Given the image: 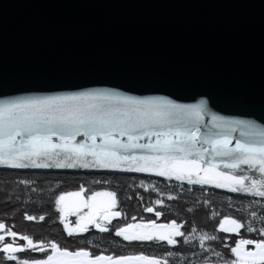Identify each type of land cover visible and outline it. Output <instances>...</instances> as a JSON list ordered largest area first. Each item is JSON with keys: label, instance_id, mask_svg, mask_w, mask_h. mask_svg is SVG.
<instances>
[{"label": "snow or ice", "instance_id": "6c2138e0", "mask_svg": "<svg viewBox=\"0 0 264 264\" xmlns=\"http://www.w3.org/2000/svg\"><path fill=\"white\" fill-rule=\"evenodd\" d=\"M205 116L211 117L210 124L204 123ZM237 131L239 138L233 145L232 134ZM0 166L150 173L189 186L209 185L264 198V128L252 121L212 114L203 101L182 104L163 96L141 98L107 90L21 96L0 100ZM140 187H145L143 181ZM88 193L89 189L80 185L79 191L61 193L54 201L59 222L69 237L88 233L90 228L110 232L113 220L122 218L121 211L116 210L115 191ZM168 199L176 197L170 195ZM155 203L162 205L163 201L157 199ZM145 211L155 210L147 207ZM155 215L159 218L162 213L155 211ZM249 215L252 219L244 223L230 216L219 220L217 231L240 237L234 246L224 245L231 258H224L211 247L210 242L219 239L217 235L186 234L175 220L167 224L155 220L128 223L117 227L114 235L128 242H166L170 246L178 245L177 237H181L184 244L196 240L202 251L220 258L218 264H264V216H257L255 211ZM69 216L75 221L68 220ZM25 219L42 222L46 217L25 214ZM253 221L261 226H254ZM241 229L257 233L261 239L244 238ZM196 231L195 227L191 229L192 234ZM0 232V252L6 254V260L17 261L15 254L26 250L46 253L42 259H22L18 264H169L168 259L162 261L142 253L93 255L89 249L69 250L54 241L37 244L27 235L19 237L26 245H19L15 242L18 234L2 222ZM6 237L13 242H5ZM177 255L167 253V257ZM202 264L212 262L205 258Z\"/></svg>", "mask_w": 264, "mask_h": 264}, {"label": "water", "instance_id": "95a60500", "mask_svg": "<svg viewBox=\"0 0 264 264\" xmlns=\"http://www.w3.org/2000/svg\"><path fill=\"white\" fill-rule=\"evenodd\" d=\"M93 90L264 128V0H0V100Z\"/></svg>", "mask_w": 264, "mask_h": 264}, {"label": "trees", "instance_id": "16d2710c", "mask_svg": "<svg viewBox=\"0 0 264 264\" xmlns=\"http://www.w3.org/2000/svg\"><path fill=\"white\" fill-rule=\"evenodd\" d=\"M20 181H31L25 185ZM99 181V183H97ZM143 181L145 187H140ZM80 185L89 189V193L97 191H115L118 197V207L122 218L113 220L109 228L112 231L100 233L95 228H90L88 233L69 237L59 222V214L55 210L54 201L61 193L79 191ZM155 187V191H153ZM191 189V190H189ZM176 199H168V196ZM142 197V199H141ZM160 199L162 205L155 201ZM208 201V204H205ZM259 201V203H256ZM264 198L251 197L229 193L215 188L169 181L149 175L112 173L102 171L80 170H21L0 168V222L4 223L18 235L16 244L26 245L20 240L21 235H27L34 243L41 241L57 242L61 248L76 250L89 249L93 255L126 256L144 254L155 256L162 261L168 259L169 264H202L207 258L212 264H218L220 258L210 252H204L196 240L192 244H184L183 238L177 237L180 243L170 246L166 242L155 241H124L116 237L114 230L128 223H142L155 220L160 223H170L175 220L182 224L181 231L198 237L202 233L214 234L218 240L210 242L211 247L221 252L224 258H231L228 248L224 245L234 246V241L240 237L217 231L219 220L224 216L239 219L242 223L251 220L249 215L255 211L257 216H264ZM153 207L162 215L158 218L154 212H146L145 208ZM189 209H192L189 211ZM213 213H219L213 216ZM25 214L39 217L44 215V221H29ZM135 217V220H132ZM69 216L68 220L75 221ZM254 226L260 227L258 221H253ZM197 229L195 234L191 229ZM244 238L261 239L257 233H248L241 229ZM5 242L12 243L13 238L6 237ZM2 248V243H0ZM169 251L178 255L167 257ZM17 261L5 259L6 254L0 252V264H18L19 260L42 259L46 253L25 252L16 253Z\"/></svg>", "mask_w": 264, "mask_h": 264}, {"label": "rangeland", "instance_id": "374dc122", "mask_svg": "<svg viewBox=\"0 0 264 264\" xmlns=\"http://www.w3.org/2000/svg\"><path fill=\"white\" fill-rule=\"evenodd\" d=\"M70 200H71V198H70ZM70 202V201H69ZM158 224H164V223H160V222H157ZM120 227H122V226H120Z\"/></svg>", "mask_w": 264, "mask_h": 264}, {"label": "flooded vegetation", "instance_id": "af4514ba", "mask_svg": "<svg viewBox=\"0 0 264 264\" xmlns=\"http://www.w3.org/2000/svg\"><path fill=\"white\" fill-rule=\"evenodd\" d=\"M0 234H3V232H2V233H0Z\"/></svg>", "mask_w": 264, "mask_h": 264}]
</instances>
